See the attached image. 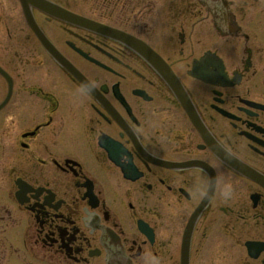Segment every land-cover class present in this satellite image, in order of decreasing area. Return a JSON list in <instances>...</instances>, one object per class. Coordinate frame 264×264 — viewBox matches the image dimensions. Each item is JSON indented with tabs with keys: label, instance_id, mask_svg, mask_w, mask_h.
<instances>
[{
	"label": "flooded vegetation",
	"instance_id": "flooded-vegetation-1",
	"mask_svg": "<svg viewBox=\"0 0 264 264\" xmlns=\"http://www.w3.org/2000/svg\"><path fill=\"white\" fill-rule=\"evenodd\" d=\"M0 67V264H264V0H0Z\"/></svg>",
	"mask_w": 264,
	"mask_h": 264
}]
</instances>
